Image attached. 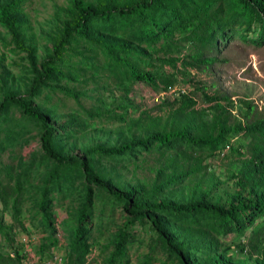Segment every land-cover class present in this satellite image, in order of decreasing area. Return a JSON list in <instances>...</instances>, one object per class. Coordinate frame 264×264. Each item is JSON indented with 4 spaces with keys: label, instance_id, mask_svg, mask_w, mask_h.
I'll return each instance as SVG.
<instances>
[{
    "label": "trees",
    "instance_id": "trees-1",
    "mask_svg": "<svg viewBox=\"0 0 264 264\" xmlns=\"http://www.w3.org/2000/svg\"><path fill=\"white\" fill-rule=\"evenodd\" d=\"M25 4L26 0H0V26L9 35L8 44L26 54L30 74L23 93L4 91L0 117L14 110L36 125L39 151L14 174L8 171V182L0 180V264H24L27 253L16 234L25 232L22 213L30 172L42 166L34 209L47 236L37 250L38 264H48L45 258L53 256L49 253L57 245L52 194L64 189H76L79 199L67 228L63 264H87L95 198L101 193L123 217L110 235V252L103 264H129L128 246L136 240L133 229L146 225L155 236L144 264H153L157 255L167 264H264V116L252 100L234 102L219 92L208 95L204 86L200 91L208 106L198 110L194 98L179 91L177 98L165 103V117L151 118L143 112L132 123L130 129L137 128L138 136L131 133L122 142L97 143L78 153H73L75 146L61 145L73 123L63 124L35 103L42 90L60 89L78 98V93L56 86L65 76L62 66L74 44L101 51L125 95L134 83L157 90L173 88L177 79L155 73L156 61L210 74L226 41L236 37L246 44L264 45V0H68L58 9L63 20L41 60L26 36ZM234 109L240 118L233 115ZM237 137L240 141L233 147L231 140ZM140 151H157L161 156L174 152L156 170L150 188L142 184L120 188L94 162L136 156ZM215 156L232 160L228 167L236 168L228 176L234 189L225 198L213 175L205 185L189 186L185 196L181 190L179 198L164 197L175 192L173 186L205 171V162ZM7 212L11 223L5 220ZM229 235L237 238L230 244L220 241Z\"/></svg>",
    "mask_w": 264,
    "mask_h": 264
},
{
    "label": "rangeland",
    "instance_id": "rangeland-1",
    "mask_svg": "<svg viewBox=\"0 0 264 264\" xmlns=\"http://www.w3.org/2000/svg\"><path fill=\"white\" fill-rule=\"evenodd\" d=\"M67 4L68 0H26L25 12L29 20L26 36L29 43L35 47L39 60L51 49V37H54L63 20L58 9ZM9 41V35L0 26V99L7 89L23 93L30 78L26 54L14 50L13 45L8 44ZM88 47L89 45L83 43L72 45L62 66L65 76L56 83L59 88L78 93L77 99L68 97L60 89L42 90L35 99V103L51 111L56 120L63 124L67 121L73 123L61 140V145L67 149L75 146L73 153L97 143L114 145L128 138L131 133L138 136L137 128L130 129L132 123L140 119L143 112H147L151 118L165 117V103L177 98L179 91L194 98L197 102L196 109L207 107L208 103L204 102L200 91L204 86L208 95L219 92L231 97L234 102L245 98L252 100L258 114L264 116V45L246 44L236 37L226 41L220 47L217 62L214 63L210 74L194 69L184 70L179 64L177 69H174L156 61L155 73L163 72L174 75L177 79L173 88L164 90L163 86L162 90H157L145 83H134L128 89L127 95L119 80L110 71L102 52ZM232 113L240 118L236 109ZM37 132L36 125L22 119L14 110L7 116L0 117L1 181L8 182V171L14 174L23 163L29 162L33 154L38 153ZM239 141V137L234 138L231 145L236 147ZM170 155H174V152L170 151L161 156L157 151H140L136 156L98 158L94 162L99 170L111 175L114 182L120 183V188L137 184L150 188L155 181L156 170L166 165ZM231 161L221 156L209 158L205 162V171L173 186L175 192H166L164 197L179 198L181 190L184 191L181 195L185 196L191 186L197 182L205 185L211 181L210 177L213 175L220 181L217 191L225 198L226 193L234 189L233 182L228 178L230 173L236 170L235 167H228ZM44 171L42 166L35 167L30 172L22 213L25 232L18 230L16 234L17 242L23 245L22 249L27 253L24 264H38L40 256L37 250L47 236L41 217L34 209V199L39 197L38 186ZM78 181L80 180L77 178L75 183H79ZM52 195L55 199L53 216L58 233L57 245L49 255L59 254L62 257L60 264H63L68 244L67 228L71 224V215L78 204L79 196L76 189H64L61 193ZM94 212L90 240L92 247L87 264H103L110 252V235L121 225L123 217L120 209L111 206V202L103 193L95 198ZM5 220L7 223L12 222L10 213H5ZM133 232L136 234V240L128 246L127 259L129 264H144L148 244L155 235L148 225L136 226ZM236 238L229 235L220 241L230 244ZM50 257L45 258L46 262L50 261ZM156 258L153 264H167L158 255Z\"/></svg>",
    "mask_w": 264,
    "mask_h": 264
},
{
    "label": "built area",
    "instance_id": "built-area-1",
    "mask_svg": "<svg viewBox=\"0 0 264 264\" xmlns=\"http://www.w3.org/2000/svg\"><path fill=\"white\" fill-rule=\"evenodd\" d=\"M225 150H228V147H226ZM61 261H62V257L59 254L55 253L51 257V260L49 262H47V263L48 264H58V263L60 264Z\"/></svg>",
    "mask_w": 264,
    "mask_h": 264
}]
</instances>
